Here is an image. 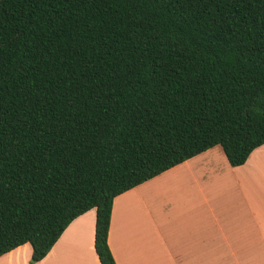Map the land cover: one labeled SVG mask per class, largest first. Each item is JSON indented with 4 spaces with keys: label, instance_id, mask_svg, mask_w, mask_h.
<instances>
[{
    "label": "trees",
    "instance_id": "trees-1",
    "mask_svg": "<svg viewBox=\"0 0 264 264\" xmlns=\"http://www.w3.org/2000/svg\"><path fill=\"white\" fill-rule=\"evenodd\" d=\"M264 144V0H0V256L219 145Z\"/></svg>",
    "mask_w": 264,
    "mask_h": 264
},
{
    "label": "crops",
    "instance_id": "crops-1",
    "mask_svg": "<svg viewBox=\"0 0 264 264\" xmlns=\"http://www.w3.org/2000/svg\"><path fill=\"white\" fill-rule=\"evenodd\" d=\"M95 209L72 220L33 264H100ZM108 246L116 264H264V144L238 166L215 145L117 195ZM24 243L0 264H31Z\"/></svg>",
    "mask_w": 264,
    "mask_h": 264
}]
</instances>
